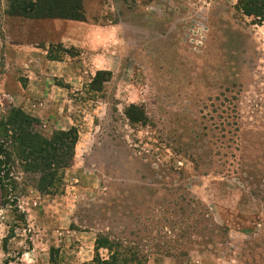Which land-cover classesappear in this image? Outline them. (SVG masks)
Masks as SVG:
<instances>
[{"label": "rangeland", "instance_id": "obj_1", "mask_svg": "<svg viewBox=\"0 0 264 264\" xmlns=\"http://www.w3.org/2000/svg\"><path fill=\"white\" fill-rule=\"evenodd\" d=\"M104 1L124 51L94 78L71 51L7 53L0 0V122L78 136L57 192L13 170L0 264H104L101 235L144 264H264V0Z\"/></svg>", "mask_w": 264, "mask_h": 264}, {"label": "trees", "instance_id": "obj_2", "mask_svg": "<svg viewBox=\"0 0 264 264\" xmlns=\"http://www.w3.org/2000/svg\"><path fill=\"white\" fill-rule=\"evenodd\" d=\"M8 12V16L23 18H83L81 0H11ZM54 48L62 54L70 52L60 46ZM54 55L48 52L47 59H62ZM103 72H95L94 78ZM34 122L18 110L0 122V205L18 209L12 192L18 189L17 175L13 170L20 168L22 172L37 173L36 188L39 193L53 194L59 190L58 171L68 168L72 162L78 139L76 130L70 128L55 132L47 139L38 130L31 128ZM18 220L24 223L23 214ZM110 237L101 235L96 240L95 250L104 248L108 252L109 257L104 264H144V256L139 247L120 242L117 238L111 240Z\"/></svg>", "mask_w": 264, "mask_h": 264}, {"label": "crops", "instance_id": "obj_3", "mask_svg": "<svg viewBox=\"0 0 264 264\" xmlns=\"http://www.w3.org/2000/svg\"><path fill=\"white\" fill-rule=\"evenodd\" d=\"M81 1L83 16L81 20L7 16L3 25L4 37L9 42L6 52L15 55L20 52L34 56L41 53V56L44 55V58L41 59L42 63L54 64L57 62L49 61L46 56L49 49L60 46L76 54L71 58V64L67 65L69 72L73 65H75L74 70L78 69L77 65H80L79 68H81L80 60L81 63L83 60V64L84 61L86 62V69L90 70L92 74L98 71L115 70L124 51L121 48L122 24L117 22L101 23L103 13L107 9L106 4L109 1ZM57 64L66 65L64 60L63 63L58 62ZM42 65L36 62L33 68ZM15 84L14 82L13 86L17 87L18 85ZM41 84L42 82H38L36 86Z\"/></svg>", "mask_w": 264, "mask_h": 264}]
</instances>
